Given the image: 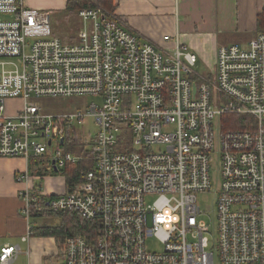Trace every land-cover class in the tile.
<instances>
[{"label": "built area", "instance_id": "obj_1", "mask_svg": "<svg viewBox=\"0 0 264 264\" xmlns=\"http://www.w3.org/2000/svg\"><path fill=\"white\" fill-rule=\"evenodd\" d=\"M77 17L76 39L63 40L49 9L0 0V158L50 153L56 171L92 161L74 191L63 185L51 197L28 174L18 177L28 184L21 241L34 236L32 217L74 210L93 232L66 237L58 264H264V32L218 46L200 74L179 33L159 46L101 6ZM85 96L96 100L66 112L45 113L38 102ZM8 100L21 105L9 113ZM235 116L242 123L232 128ZM89 117L96 131L78 137L85 154L62 149ZM215 151L213 231L197 194L211 189ZM150 238L160 251L147 248ZM19 253L2 245L0 264Z\"/></svg>", "mask_w": 264, "mask_h": 264}, {"label": "crops", "instance_id": "obj_2", "mask_svg": "<svg viewBox=\"0 0 264 264\" xmlns=\"http://www.w3.org/2000/svg\"><path fill=\"white\" fill-rule=\"evenodd\" d=\"M66 1L26 0V3L30 7L49 9L52 16L53 13L64 10ZM113 4V13L139 38L151 40L159 46L170 47L173 44L172 37L179 33L180 41L197 54L198 62L203 60L210 65L214 64L217 47L225 45L218 43L219 35L224 31L233 30L238 33H250L251 36L244 42L246 44L259 32L257 15L264 8V0H113ZM164 35L170 36L171 39L164 41ZM63 40L68 39L65 37ZM44 99L49 101L53 98L38 99L41 110L45 113L66 112L77 107L52 110L51 105L47 103V109L41 102ZM7 105L8 112L13 113L21 105V101L8 100ZM51 171L56 170L47 154L28 159L0 158V247L4 244L20 247V253L10 264H16L21 254L27 258L31 256V250L29 255L26 254L31 238L26 248H21V236L27 223L20 214V192L28 184L18 177L28 174L35 186L51 195L58 193L65 185L64 176ZM36 238L40 242L49 240L52 245L49 255L55 253L57 245L54 238Z\"/></svg>", "mask_w": 264, "mask_h": 264}, {"label": "rangeland", "instance_id": "obj_3", "mask_svg": "<svg viewBox=\"0 0 264 264\" xmlns=\"http://www.w3.org/2000/svg\"><path fill=\"white\" fill-rule=\"evenodd\" d=\"M96 5V4H95ZM62 12V11H61ZM60 11H57L52 14V30L56 34V36L60 37L61 39L68 37L70 35L74 36L76 39L78 31L80 29V19L78 17H65L61 14ZM3 18V17H2ZM251 36L250 33H238L235 30L233 31H224L221 35H219L218 43L219 44H231V43H241L244 44ZM213 67V65L207 64L205 62L199 61L195 69L198 73H208V71ZM45 100V99H44ZM42 100L41 102L46 106L48 109V105H51L52 110L56 109H66L72 108V106H83L86 103H89L94 99L92 96H85V97H75V98H53L48 100ZM40 103V100H39ZM50 108V107H49ZM85 129V134H94L96 131V127L94 126L92 118H86L84 120V124L81 127L75 128V142L73 145H63L61 146L62 149L65 150H75L78 151V148L81 147L78 142V137H81L82 130ZM51 150V149H50ZM50 156V153L47 154ZM86 163H89L92 166V161L87 159ZM211 189L208 192H199L197 194V203L200 207L202 212L200 219L205 221L207 224L212 227V230H215L216 226V190L219 187L220 183V173H219V155L215 151L211 155ZM153 198L150 197L149 200ZM30 222L34 227L39 226H59L61 224V216L58 214H50L46 216H37L32 217ZM215 234V233H214ZM32 240L29 241V248L31 250V256H24L21 254V257L17 260L16 264H58L60 261V256L57 254L49 255V249L52 245L49 244V240H44L40 242L37 240L36 236L31 238ZM49 244V245H48ZM147 248L149 250H156L160 251L162 249V245L160 242L155 238H150L146 242ZM27 246V242L21 241V248L25 249Z\"/></svg>", "mask_w": 264, "mask_h": 264}, {"label": "trees", "instance_id": "obj_4", "mask_svg": "<svg viewBox=\"0 0 264 264\" xmlns=\"http://www.w3.org/2000/svg\"><path fill=\"white\" fill-rule=\"evenodd\" d=\"M90 6H101L109 11H112L114 9L113 0H67L65 8L61 12V14H63L65 17H77V11L80 8ZM257 29L259 31L258 33L264 32V8L262 12L257 15ZM67 39L69 41H72L74 40V36L70 35L67 37ZM230 119L233 124L237 123L236 125H231L233 126L232 128H237L238 126H240V123H242V117L235 116ZM74 142L75 141H73L71 145H73ZM78 151L80 153H84L83 147H79ZM86 160L87 159H83L73 165L66 164L58 171H51L54 174H60L64 176L65 189L67 192L74 191L75 186L83 180L84 173L92 167L89 163H86ZM51 196L53 195H50V197ZM52 214H58L61 216V224L59 226L33 227L34 236L54 238L55 243L59 249L62 248L66 237L76 234L86 235L87 233L93 232V224L83 219L74 210L61 211Z\"/></svg>", "mask_w": 264, "mask_h": 264}, {"label": "water", "instance_id": "obj_5", "mask_svg": "<svg viewBox=\"0 0 264 264\" xmlns=\"http://www.w3.org/2000/svg\"><path fill=\"white\" fill-rule=\"evenodd\" d=\"M54 169L56 170V168L54 167Z\"/></svg>", "mask_w": 264, "mask_h": 264}]
</instances>
